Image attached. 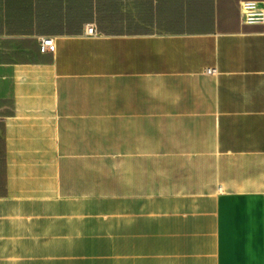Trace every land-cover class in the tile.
<instances>
[{"label": "crops", "instance_id": "0c3cea01", "mask_svg": "<svg viewBox=\"0 0 264 264\" xmlns=\"http://www.w3.org/2000/svg\"><path fill=\"white\" fill-rule=\"evenodd\" d=\"M240 1L0 0V264H264Z\"/></svg>", "mask_w": 264, "mask_h": 264}, {"label": "built area", "instance_id": "2783aa9c", "mask_svg": "<svg viewBox=\"0 0 264 264\" xmlns=\"http://www.w3.org/2000/svg\"><path fill=\"white\" fill-rule=\"evenodd\" d=\"M240 18L243 24L254 25L264 24V4L253 0H241L239 2ZM86 36H96L98 32L92 24L85 28ZM53 38L51 36L42 37L39 42V51L44 53L53 46ZM206 74L214 73L213 68H207Z\"/></svg>", "mask_w": 264, "mask_h": 264}]
</instances>
